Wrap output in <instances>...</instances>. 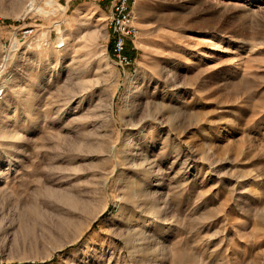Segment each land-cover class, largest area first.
I'll return each mask as SVG.
<instances>
[{
    "label": "rangeland",
    "instance_id": "1",
    "mask_svg": "<svg viewBox=\"0 0 264 264\" xmlns=\"http://www.w3.org/2000/svg\"><path fill=\"white\" fill-rule=\"evenodd\" d=\"M134 1L123 69L115 0H0V264H264V0Z\"/></svg>",
    "mask_w": 264,
    "mask_h": 264
},
{
    "label": "built area",
    "instance_id": "2",
    "mask_svg": "<svg viewBox=\"0 0 264 264\" xmlns=\"http://www.w3.org/2000/svg\"><path fill=\"white\" fill-rule=\"evenodd\" d=\"M134 6V0H115L112 9L110 21V29L112 30L111 51L117 64L123 69L133 64L127 54L128 45L134 43L139 32L135 24Z\"/></svg>",
    "mask_w": 264,
    "mask_h": 264
},
{
    "label": "bare ground",
    "instance_id": "3",
    "mask_svg": "<svg viewBox=\"0 0 264 264\" xmlns=\"http://www.w3.org/2000/svg\"><path fill=\"white\" fill-rule=\"evenodd\" d=\"M213 45V44H212ZM10 125V120L9 119H7L6 120V122H4L3 124H2V128H6V127H8ZM1 129V128H0ZM132 152V151H131ZM137 185V184H136ZM156 211V210H155ZM153 216H154V214H153ZM143 222H144V220H143V217H142V215H140L139 216V218L137 219V221L133 224V226H140V225H142L143 224ZM148 226V228H152V227H154L155 225H156V217L154 216V219L152 220V221H150L149 222V224H147ZM140 238V237H139ZM143 239V238H142ZM137 241V240H136Z\"/></svg>",
    "mask_w": 264,
    "mask_h": 264
}]
</instances>
